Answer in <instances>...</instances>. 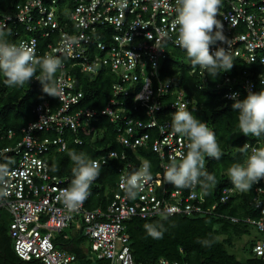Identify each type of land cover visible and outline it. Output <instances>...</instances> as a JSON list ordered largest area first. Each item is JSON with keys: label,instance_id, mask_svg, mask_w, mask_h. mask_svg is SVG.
I'll return each mask as SVG.
<instances>
[{"label": "built area", "instance_id": "1", "mask_svg": "<svg viewBox=\"0 0 264 264\" xmlns=\"http://www.w3.org/2000/svg\"><path fill=\"white\" fill-rule=\"evenodd\" d=\"M119 2L23 0L12 9L0 10V29L11 33L9 41L34 45L37 56L52 54L62 61L54 77L62 89L61 96L52 102L41 97L31 107L33 119L20 129V138L0 147V163L12 159L9 168L14 173L7 186L0 185L8 192L0 198V209L10 214L8 235L14 254L22 261L77 264L74 254L56 248L52 241V234L75 223L80 235L89 241L87 253L93 258L109 264H144L133 260L126 221L164 214H213L218 206L241 193L224 187L216 200L208 203L198 184L177 188L164 179L171 158L186 152L189 142L172 132V113L185 105L194 109L179 79L161 78L171 49L183 50L175 43L172 29L175 0H127L125 8L118 7ZM218 19L226 37V44L221 46L227 48L233 62L245 64L236 74L223 72L221 82L214 86L217 94L233 103L229 98L232 93L242 99L249 90H264V0H222ZM164 32L169 38L162 39ZM216 46L212 45L213 51ZM75 68L85 74L105 71L113 76L102 108L84 105V93L73 74ZM187 73L197 77V88L206 85L205 70L196 67ZM154 106L158 110H153ZM101 118L113 124L122 149L102 152L94 160L100 165L118 160L117 181L104 208L89 209V195L78 210L69 213L58 198L60 190L68 187L69 178L50 173L49 154L66 150L70 135H76L73 142L82 145L78 136L81 129ZM6 136L13 139L15 132L9 130ZM247 144L264 147V141ZM141 148L149 149L156 158L150 169L152 179L135 199H129L119 186L120 180L145 161L137 154ZM127 151L135 153L140 163L134 166ZM248 205L256 217H224L264 233V180L252 186ZM251 252L264 260V239L254 243ZM150 264L180 263L159 258Z\"/></svg>", "mask_w": 264, "mask_h": 264}, {"label": "trees", "instance_id": "2", "mask_svg": "<svg viewBox=\"0 0 264 264\" xmlns=\"http://www.w3.org/2000/svg\"><path fill=\"white\" fill-rule=\"evenodd\" d=\"M18 2L21 3L23 0H0V10L12 9ZM183 59H188L184 50L171 49V53L163 63L161 78L176 77L179 79L181 86L192 99L194 109L189 107L188 110L192 111L199 120L207 122L209 128L215 131L223 155L219 160L206 158L205 166L206 170L216 177L217 183L214 186L210 184L207 189L198 183V188L204 192L207 202L212 203L222 188H235L227 176V169L233 163L243 164L246 160L247 155L240 151L241 147L245 143L264 141V136L257 138L240 134L233 137L239 131L238 114L232 109V102L223 99L214 89V86L221 82L223 72L217 76H211L205 71L207 83L199 89L196 86L197 77L187 73L190 68H193L190 60L188 59V65H184ZM243 66H245L244 63L234 61L233 68L226 73L228 75L236 74ZM73 74L76 84L84 93V105L91 108H102L109 97L110 86L114 81L113 76L105 71H100L95 75L85 74L78 68H75ZM41 97L47 98L51 102L54 100V97L42 92L38 80L32 79L29 84L22 87H8L4 83V77L0 75V138L2 137L0 147L13 144L20 138V129L27 121L33 119L31 107ZM9 130L15 132L13 139H8L6 136ZM78 136L83 139L82 145L73 142L76 135H70L66 150L49 154L50 173L68 177V186L73 178L71 169L74 166L67 154L68 151L84 152L94 159L102 152L122 149L116 141L113 124L106 118L86 125ZM127 154L134 166L140 163L135 153L127 151ZM137 154L154 165L156 158L149 149H137ZM10 160L12 161V159ZM119 166L118 160L101 165L100 175L91 186L90 199L87 203L89 209L104 208L107 205L112 195L111 189L118 178ZM250 196L251 190L237 193L226 205L218 206L213 214L189 216L177 214L166 216V218L158 216L146 219L135 217L126 221V233L133 260L144 264L153 263L159 258L176 261L180 264H264V260L254 257L251 252L252 246L258 240H253L250 243L247 257L238 259L225 248L226 245L231 244V238L225 236L220 239L221 235L229 231L238 235L251 226L243 222L232 223L224 217V215L237 218L256 217L257 213L248 205ZM2 212L4 211L0 209V220ZM145 224L155 225L158 230L163 231L162 238L154 239L149 236L144 227ZM8 228L9 226H7V230L4 227L0 228V264H40L36 260L26 262L16 257L8 235ZM62 232L59 233L62 234L60 237H53L52 241L56 248L74 254L77 264H109L106 260H98L88 255L89 247L86 246L84 237L79 234L68 236ZM203 241L209 242L208 246L202 243Z\"/></svg>", "mask_w": 264, "mask_h": 264}, {"label": "clouds", "instance_id": "3", "mask_svg": "<svg viewBox=\"0 0 264 264\" xmlns=\"http://www.w3.org/2000/svg\"><path fill=\"white\" fill-rule=\"evenodd\" d=\"M221 3L222 0H175L176 16L172 25L175 43L186 52L193 68L198 66L211 76L230 71L234 66L233 57L227 48L221 46L226 44L223 24L218 19ZM118 7H127V0H120ZM10 34L0 29V75L4 77V83L8 87H22L36 79L44 94L59 98L62 89L54 77L62 66L61 59L52 54L37 56L34 45L13 43L7 39ZM166 38L169 34L164 32L162 39ZM212 45H217L214 51ZM229 98L233 101L232 109L238 114L239 132L257 138L264 136V90H249L242 99L238 98V93H232ZM153 110H158V106ZM171 130L189 142L186 152H181L178 158H171L164 179L177 188H192L198 183L205 189L210 184L214 186L216 177L206 170L205 165L206 158L219 160L223 155L215 131L188 110L187 105L172 113ZM240 151L247 153L246 160L243 164H231L227 176L237 191L245 193L264 180V147L252 148L245 143ZM67 154L74 165L71 169L73 178L68 187L60 190L58 198L72 213L87 200L92 183L100 175L101 165L84 152L71 150ZM11 163V160L0 163V185L7 186L14 175L9 168ZM150 169L151 163L145 160L138 169L121 177L119 186L129 199H135L152 179ZM7 195L8 192L0 188V198ZM144 227L152 238H162L163 231L155 225L145 224ZM202 243L209 244L207 241Z\"/></svg>", "mask_w": 264, "mask_h": 264}, {"label": "rangeland", "instance_id": "4", "mask_svg": "<svg viewBox=\"0 0 264 264\" xmlns=\"http://www.w3.org/2000/svg\"><path fill=\"white\" fill-rule=\"evenodd\" d=\"M178 60H180L178 58ZM184 65L189 64L188 59H183ZM239 131H237L233 137H236L237 135H240ZM76 224L73 223L72 226L68 229H66L64 232L65 234H68L70 236H74L77 231ZM53 237H60L62 234L54 233L52 234ZM225 236H228L231 238V244L226 245V250L232 254H234L238 259H243L249 255L250 251V243L253 240H262L264 239V233H261L255 229L253 226H248L245 231H241L238 235L234 234L232 231H229L226 234H223L220 236V239L225 238ZM87 244V243H86ZM87 246V245H86Z\"/></svg>", "mask_w": 264, "mask_h": 264}, {"label": "crops", "instance_id": "5", "mask_svg": "<svg viewBox=\"0 0 264 264\" xmlns=\"http://www.w3.org/2000/svg\"><path fill=\"white\" fill-rule=\"evenodd\" d=\"M2 213H3V215H2V219L0 220V228L2 229L4 227L7 230V226H9V221L11 220V217H10V214L7 211H4ZM75 230L77 231L76 235H78V234L80 235L79 229L76 228ZM66 235H68V234H66ZM81 237H83V236H81ZM85 243H87V246L89 247V241L87 240V238H85Z\"/></svg>", "mask_w": 264, "mask_h": 264}]
</instances>
